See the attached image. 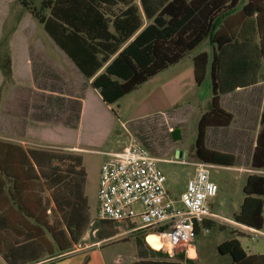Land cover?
<instances>
[{
	"label": "trees",
	"instance_id": "obj_1",
	"mask_svg": "<svg viewBox=\"0 0 264 264\" xmlns=\"http://www.w3.org/2000/svg\"><path fill=\"white\" fill-rule=\"evenodd\" d=\"M54 42L91 80L103 102L113 105L159 73L179 63L209 39L212 55L194 56L195 80L211 77V104L198 120L197 158L234 166L235 156L207 146L210 128L228 127L233 115L221 106L223 94L259 81L264 70V0H18ZM123 8L115 11L114 8ZM257 36L259 42L257 43ZM6 34L0 42L3 92L13 82ZM251 169L264 171V111L251 158ZM87 170L80 153L24 147L0 139V255L4 264H35L65 254L79 244L93 223L86 194ZM245 197L233 220L264 232V174L251 172ZM100 240L116 234V223L98 220ZM212 219L197 225L212 228ZM139 259L128 264H184L151 247L138 231ZM147 244V246H145ZM218 250L230 264H264L240 239L222 242Z\"/></svg>",
	"mask_w": 264,
	"mask_h": 264
},
{
	"label": "rangeland",
	"instance_id": "obj_2",
	"mask_svg": "<svg viewBox=\"0 0 264 264\" xmlns=\"http://www.w3.org/2000/svg\"><path fill=\"white\" fill-rule=\"evenodd\" d=\"M30 1L35 7H39L42 0ZM137 3L140 4V0H137ZM122 8V5H118L114 10L118 11ZM10 26L11 24L7 26V29ZM30 28L34 31L35 26L32 25ZM37 30L38 33L32 40L34 45L40 47L49 56H57L50 49L49 43L53 46L55 44L43 25L38 24ZM18 46L16 47L18 48ZM58 51L77 73H81L68 55ZM202 51L212 52V44L209 39L204 40L190 51L188 56L179 63L139 86L113 105L105 104L98 94L90 95V108L79 142V146L82 148L79 153L83 157V164L87 170L86 194L93 223L81 242L74 246V249L93 243H98L100 247L93 253H91L92 250H89L90 255L85 259L84 264H88L90 261H92L91 264H103L104 262L113 264L116 261H118L117 264H128L140 258L137 243L139 232H130L132 225L116 223L114 227L116 234L102 240L98 238L95 228V224L98 222V189L101 166L110 159L112 154L121 152L129 144L131 137H135L152 155L161 159L159 166L167 176L166 187L173 197L181 196L186 190L188 181L195 174L196 166L192 162L199 160L195 154L198 120L201 113L209 108V98L212 94L210 75H207L200 85L194 76L192 57ZM10 54L13 57L12 51ZM15 54L18 57V51ZM16 61L18 62V58ZM70 78L72 81H69L68 88L73 93L80 87L81 81L86 84L85 77L79 78L76 74ZM22 81H18L16 85H29ZM161 85L164 86L167 97H159L157 89ZM76 86L78 87L76 88ZM9 87L3 92L1 101ZM23 102L27 106V101L23 100ZM172 113L177 115V122L170 123V126L165 125V119H168ZM72 116L70 118L75 119ZM41 127L39 125L36 129L39 130ZM47 128L58 130L56 141L52 142L62 145L73 143L70 132L60 130L59 126ZM254 134L233 132L227 128L219 127L210 128L207 132V146L217 151L233 154L235 164L234 166L211 164L208 167L211 179L219 186L218 195L210 198V204L215 213V217L212 219L214 225L209 229L201 227L200 232L190 243L188 254H190L191 247H195L197 251V258L192 264H230L231 257L221 254L218 247L222 242L233 237L240 239L248 253H264V232L248 230L233 220L243 203L245 197L243 187L248 176V173L240 171L238 167L251 168L252 154L250 156L247 149L249 138ZM54 149L67 151V149L61 148ZM259 172L264 174V171ZM178 254H184L186 259L191 258L184 247L177 248L175 256L172 258ZM0 264H4L1 255ZM184 264L191 263L185 261Z\"/></svg>",
	"mask_w": 264,
	"mask_h": 264
},
{
	"label": "crops",
	"instance_id": "obj_3",
	"mask_svg": "<svg viewBox=\"0 0 264 264\" xmlns=\"http://www.w3.org/2000/svg\"><path fill=\"white\" fill-rule=\"evenodd\" d=\"M9 24L11 26L7 29ZM38 24L41 23L26 11L18 0H0V42L6 33L9 32L8 46L9 51L13 52V57L11 55L13 82L0 102V139L19 143L24 147L61 148L79 153L82 149L79 146V142L81 141V134L84 130L86 117L90 108V95L98 94L100 97L101 95L98 90L91 86V80H88L81 71V73H77L62 57L58 50L64 51L54 42L48 33V36L55 44L53 46L49 43L50 49L57 56H49L40 47L34 45L32 40L38 33ZM32 25L35 26L34 31L30 28ZM258 42L259 38L257 36ZM17 45H19L18 48L16 47ZM17 51L18 57L15 54ZM206 52L209 53L208 51ZM212 52L209 54L212 55ZM17 58L18 62L16 61ZM47 60L49 61L47 62ZM76 74L79 78L85 77L86 84L81 81L80 87L73 93L69 91L68 85L69 81H72L70 76ZM20 80L29 85H16ZM3 81L4 76L0 68V88ZM157 93L160 95L159 97H167L163 85L157 89ZM211 97L212 94L209 98L210 104ZM23 100L27 101V106H25ZM221 106L233 115L230 126L221 128H227L239 133H255L249 138L247 149L248 154L251 156L261 128V116L264 111V70L261 71L259 81L256 84L238 87L231 92L223 94ZM71 115L75 119H71ZM175 122H177V115L175 113L170 114L169 118L164 121L165 125L169 126L170 123ZM39 125L42 127L37 130L36 127ZM57 126L60 127V130L71 133V139L74 140H71L72 144L62 145L61 143L52 142L56 141L58 130H52L47 127ZM238 169L248 173V175L251 172H259L242 166L238 167ZM235 223L248 230H255L237 222ZM98 247H100L98 243H93L82 248L76 247L70 252L47 257L35 264H84L85 259L90 255L89 250H92L91 253H93L98 251ZM189 247L187 249L188 253ZM86 252L88 253L85 255ZM190 254L188 256L191 258H197L195 247H191ZM91 263L92 261L88 264ZM117 263L118 261L113 264ZM103 264L106 263L104 262Z\"/></svg>",
	"mask_w": 264,
	"mask_h": 264
},
{
	"label": "built area",
	"instance_id": "obj_4",
	"mask_svg": "<svg viewBox=\"0 0 264 264\" xmlns=\"http://www.w3.org/2000/svg\"><path fill=\"white\" fill-rule=\"evenodd\" d=\"M160 161L135 137L112 154L100 169L97 219L132 225L130 232L145 233L151 247L147 238L156 235L170 257L180 247L188 254L197 225L215 217L210 198L218 195L219 186L211 179V164L198 160L192 162L196 171L186 190L175 198L166 187Z\"/></svg>",
	"mask_w": 264,
	"mask_h": 264
},
{
	"label": "bare ground",
	"instance_id": "obj_5",
	"mask_svg": "<svg viewBox=\"0 0 264 264\" xmlns=\"http://www.w3.org/2000/svg\"><path fill=\"white\" fill-rule=\"evenodd\" d=\"M149 237H150L149 238L150 241L149 240L148 241L151 242V244L153 245V247L155 246V247L162 248V243H161L159 237H157L156 235H150Z\"/></svg>",
	"mask_w": 264,
	"mask_h": 264
}]
</instances>
